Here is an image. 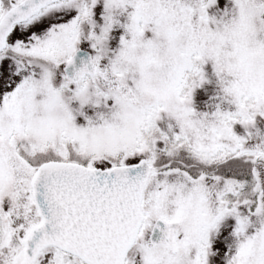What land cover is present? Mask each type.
I'll return each instance as SVG.
<instances>
[{
    "label": "snow or ice",
    "instance_id": "obj_1",
    "mask_svg": "<svg viewBox=\"0 0 264 264\" xmlns=\"http://www.w3.org/2000/svg\"><path fill=\"white\" fill-rule=\"evenodd\" d=\"M0 264H264V0H0Z\"/></svg>",
    "mask_w": 264,
    "mask_h": 264
}]
</instances>
